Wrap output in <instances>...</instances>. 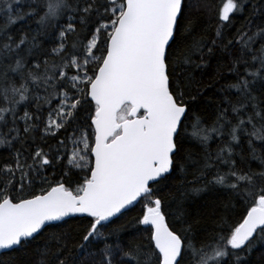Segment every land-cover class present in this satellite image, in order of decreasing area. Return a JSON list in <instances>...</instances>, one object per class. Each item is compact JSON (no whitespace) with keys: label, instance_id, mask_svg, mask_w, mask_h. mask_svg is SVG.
I'll list each match as a JSON object with an SVG mask.
<instances>
[{"label":"snow or ice","instance_id":"obj_1","mask_svg":"<svg viewBox=\"0 0 264 264\" xmlns=\"http://www.w3.org/2000/svg\"><path fill=\"white\" fill-rule=\"evenodd\" d=\"M200 8L0 0V264H264V0Z\"/></svg>","mask_w":264,"mask_h":264},{"label":"trees","instance_id":"obj_2","mask_svg":"<svg viewBox=\"0 0 264 264\" xmlns=\"http://www.w3.org/2000/svg\"><path fill=\"white\" fill-rule=\"evenodd\" d=\"M200 0H194V3H199ZM225 2V0H211L212 8L213 11L211 14H206L204 13L203 9H197L194 12V15H199L200 16V22L199 26L197 28V33H200L204 30H207V36H211L214 34L215 31V21H214V16L216 9L219 7H222V3ZM255 3L256 0H253ZM251 13V8H248V11L246 12V15ZM239 23H237V27H239ZM206 36V38H207ZM199 38V35L197 36ZM195 80H200L201 76L199 72L197 71L194 74ZM205 80L208 79V77H204ZM198 85H194V87H197ZM207 100L201 101L200 104L203 105L204 103H209L212 98V90L209 89L206 92ZM216 100H219V97H216ZM212 107H208L206 109V115L211 116L212 113ZM186 147L191 148L192 151H197V146L195 145V142L190 143L189 145H186ZM215 145L213 144V148ZM8 153L7 150H0V163H2L5 159H7ZM189 180H194V177L192 175H189L188 177ZM176 183H181V181H176ZM199 186V185H197ZM173 189V193H174ZM229 202V197L227 193L223 191H205L202 193L200 196H193L190 199L186 201V208L188 211L192 212L194 215L202 216L204 217V220L201 223V228L202 229H210L212 227V221L208 219V215L215 209L217 210L220 214L224 213V207L227 205ZM141 205H137V207L130 212L127 216L124 217L121 223H125L128 219L131 218V216L136 215L140 211ZM233 216L234 220H238L239 216L235 215V213H231ZM251 259L253 261V264H260V250L258 249L257 251L253 252Z\"/></svg>","mask_w":264,"mask_h":264}]
</instances>
